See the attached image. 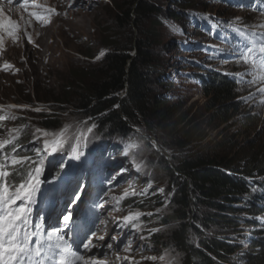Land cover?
<instances>
[{"label": "rangeland", "instance_id": "rangeland-1", "mask_svg": "<svg viewBox=\"0 0 264 264\" xmlns=\"http://www.w3.org/2000/svg\"><path fill=\"white\" fill-rule=\"evenodd\" d=\"M115 1L120 0H70L69 3L64 4L50 0H29L27 9H21L27 14V18H33L34 16L30 13L36 12L44 17L41 21L50 19L51 14L46 12L48 7L61 10V14L54 20L51 27L45 30L28 28L27 23L21 20L20 25L23 30L20 42L5 41L0 47V112L2 113L0 142L12 140V143L0 150V154L9 152L7 155H11L12 148L18 145L19 155L36 159L35 152L31 151L32 148H42L45 138L59 139L62 135L64 138L63 151L46 157L44 175L55 176L54 166L61 160L73 165L71 169L66 168V170L78 177L80 182L86 186L83 202L79 207L72 208L73 232H87V225L96 220L97 214H100V218L107 221L106 226L100 225V230L97 231V235H105V242L102 243L108 242V237L112 235H116L118 241L121 240L122 233L115 230L114 221L129 213L138 212L133 209V206H129V202L134 197L144 198L147 190H158L166 185L164 176L157 174V171H160L158 163L152 160L151 152L156 149L153 146L152 137L149 139L141 130H135L134 133L137 136L119 135L121 140L105 141L106 133L100 135L103 136L102 138L94 135L98 126L96 120H92L91 117L83 120L84 116L79 115L82 113L73 109L76 99L67 97L63 101L62 92H57L69 79L72 69L82 67L90 71L88 64L94 65L97 58L88 62L81 58L79 53L86 50L89 42L95 45L99 40L98 26L107 21L111 3ZM147 2L153 5L155 10L158 9V16L145 20L132 28V33L137 40L147 41L150 38L156 40L153 46L147 45L146 48L153 60L150 63V65L153 64L152 69H154L152 77L159 76L162 72V75L166 77L163 81L170 85L165 97L170 101L165 106L181 102L182 112H185L186 118L197 125L195 130L199 132V136L195 137L187 151L192 154L200 150L205 143L214 144L220 140H228L230 142L228 146L237 149L243 147L246 141H251L252 144L264 141V103L261 102L264 101V95L257 92L259 88L264 87V79H256L264 77V68L254 69L253 64L238 61L233 51L242 40L236 31L237 28L246 33H264V11L260 10L264 9V3H261V0H195V5L192 7H178V3L175 5L172 0H161L160 2L159 0H148ZM255 2L257 5L253 7ZM34 3L40 7H32ZM238 4L245 7H237ZM14 6L19 7L18 4ZM177 7L182 15L180 20L170 18L167 12ZM80 8L91 14L87 19L88 22L86 21L75 31L68 28L66 24L74 20L72 11ZM5 16L11 19L14 17L9 12H5ZM35 20L39 21L36 18ZM154 20L160 23L155 29L151 24ZM31 22L34 23V21ZM26 27L27 30L24 29ZM150 28H152L151 33L148 32ZM25 31L32 36L34 44L27 42L23 35ZM6 62L10 63L13 68L7 71L2 70ZM208 71L231 77L235 86V103L241 106L240 112L242 113L238 118L248 112L253 120L251 125L239 128L238 124L234 125L239 119L234 117L227 126L212 128L214 123L210 125L205 108L208 98L204 97L203 89L195 77L196 74ZM151 74L152 72L148 76L149 79ZM238 80L254 82L240 83L237 82ZM147 88L149 92L154 91L160 95L163 93L153 84L151 87L148 84ZM52 89L55 91L45 92ZM68 93L72 94V92ZM35 94H39V97L33 96ZM29 100H31V105L27 104ZM42 113H47L60 122L56 126H46L39 116ZM18 121L19 124H17ZM93 124L96 127L92 129V132H88ZM44 133L48 134L47 137ZM30 136L31 139L25 142L24 139ZM12 137L15 139L13 140ZM78 138H82L79 141V147L82 145L80 149L84 151V155L80 160L69 161V158L75 155L72 148L77 145ZM33 141L36 143L33 144ZM151 144L153 148L149 149ZM86 145L91 148V154L90 150H86ZM97 146L104 149L98 150ZM172 152L166 151L165 153L163 150L162 155L170 158V155L174 154ZM131 154L137 157L138 168L129 159ZM229 156L231 160L236 159L235 152ZM3 158H0V162H3ZM121 169L125 170L122 175L119 174ZM113 175H116V179L110 181L109 178ZM149 182H151V188H148ZM75 186V181L70 185L67 182L60 184L58 188H53L52 185L46 186L51 190L46 194L45 203L37 204V207L44 208V232L49 231L47 216L56 217L66 209ZM101 189L107 191L103 199L109 201L103 209L95 206L100 202L97 199V193L101 192ZM125 193L130 195L121 199L118 210H114L117 205L112 198L123 197ZM131 193H136V195H131ZM261 205L264 206V198ZM78 210L79 216L77 217ZM139 213L141 216L137 221L138 230L133 232L130 227L124 229V232L131 234L127 239L122 240L123 246H118L116 242H113L112 249L105 248L103 252L93 249L97 257H104L107 264H129V261L123 259L125 256L130 257L135 264H181L180 258L178 256L176 258L171 249L160 250L159 248L157 252L152 251L154 245L152 246L148 240V231L151 228L142 222L145 213ZM239 215L243 218L248 214L242 212ZM35 220L34 213V223ZM239 220L241 234L245 237L242 238L235 234L234 238H237L245 249L247 239L253 235L252 231L263 230L264 232V211L253 217V222L249 224L241 218ZM96 222L98 223V220ZM148 224L153 225L154 223L149 221ZM141 235L145 239L141 240L139 238ZM128 239L132 241L131 250L126 252L124 247L128 246ZM93 242L97 241L93 239ZM54 243L53 239L52 244ZM73 248L75 249V246ZM162 256L163 260L160 259ZM148 257L157 259L155 261L146 259ZM58 259L56 256L53 264H56ZM45 264L48 262L45 261Z\"/></svg>", "mask_w": 264, "mask_h": 264}, {"label": "trees", "instance_id": "trees-1", "mask_svg": "<svg viewBox=\"0 0 264 264\" xmlns=\"http://www.w3.org/2000/svg\"><path fill=\"white\" fill-rule=\"evenodd\" d=\"M147 1L111 3L107 21L98 26L99 40L95 45L89 42L86 50L79 53L88 62L97 58L94 65L88 64L90 71L82 67L72 69L69 79L57 92H62L63 101L67 97L76 99L73 109L82 113L79 115L84 116L83 120L90 117L96 120L98 126L94 135L106 133L105 141L121 140L119 135L137 136L134 133L137 129L145 137L154 139L156 149L151 152L152 160L160 167L157 174L165 178L164 192L150 189L144 198L134 197L129 202L135 211L145 213L142 217L145 226L158 229L148 236L154 245L153 252L159 248L171 249L181 264H264L263 230L252 231L245 249L234 238L235 234L245 237L241 234L239 218L249 224L253 217L264 211L261 205L264 198V141L253 144L246 141L237 149L230 148L228 140H220L214 144L205 143L195 153L187 151L199 136L195 130L197 125L186 118L181 102L165 106L170 101L165 99L170 85L163 81L166 77L162 72L152 77L154 69L150 63L153 60L146 48L153 46L156 40H137L132 33V28L158 16V9ZM172 1L175 5L178 3V7L195 5V0ZM178 7L167 10L170 18H182ZM151 24L155 29L160 23L154 20ZM151 31L152 28L148 29L149 33ZM195 77L204 97L208 98L205 108L210 125L214 123L212 128L227 126L234 117L239 119L234 124L239 128L252 124L248 112L238 118L242 113L241 106L235 103L231 77L214 71ZM148 84L162 90V95L149 92ZM27 104L31 105V100ZM39 116L46 126H56L60 122L47 113ZM30 139L31 136L24 141ZM97 149L104 148L97 146ZM86 150L91 154L88 145ZM163 150L174 154L165 157ZM233 152L235 160L229 158ZM8 153L0 154V158ZM129 159L138 168L137 157L131 154ZM17 170L21 174L12 172V175L18 183L23 179L25 169L18 167ZM53 170L55 174L59 172L58 167ZM242 212L248 215L242 218L239 215ZM149 221L154 224H148Z\"/></svg>", "mask_w": 264, "mask_h": 264}, {"label": "snow or ice", "instance_id": "snow-or-ice-1", "mask_svg": "<svg viewBox=\"0 0 264 264\" xmlns=\"http://www.w3.org/2000/svg\"><path fill=\"white\" fill-rule=\"evenodd\" d=\"M11 3L12 0H9ZM20 3V0H16ZM264 3V0H261ZM29 0H23L20 3V7L27 9ZM237 7H245L244 5L238 4ZM251 5H249L250 7ZM32 7L38 8L40 5L33 4ZM264 11V9H260ZM46 12L50 14L57 13V9L54 7H48ZM0 15H3V9H0ZM31 16H34L37 20H43L38 13L32 12ZM0 28L11 38L13 43H16L20 39L19 25L16 21L12 20L8 16H3L0 19ZM236 31L239 33L242 40L237 47L233 49L236 53L238 61L245 63H252L253 68H264V33H246L245 31L237 28ZM29 44H34L32 36L26 31L23 33ZM4 37L0 36V47H2ZM35 46V45H34ZM13 66L10 63H4L2 70L12 69ZM19 71V69H15ZM256 79H264V77H257ZM240 83H253L254 81H243L238 80ZM261 95H264V87L257 90ZM251 98V97H249ZM264 103V101H261ZM115 107H118L115 106ZM39 111V109H36ZM96 125L88 129V132H92V129ZM139 131V129H137ZM47 133L44 136L47 137ZM14 140L15 137H12ZM82 138H78L77 145L72 148V152L75 154L70 160H80L81 156L84 155V151L79 147V141ZM12 143V140H5L0 142V150L4 149L5 146ZM36 141H33L35 144ZM64 138L61 137L53 138L51 140L45 138L43 140V146L34 147L31 151L35 152L36 159L31 156H21L17 151L19 147L14 146L12 148L11 155H5L3 162H0V264H53L56 256H59L56 264H75V262H82V264H105L103 259H98L93 249H97L103 252V249H112L113 242H116L118 246L122 245V240L127 239L131 234L130 232H124L125 228H131V230L137 231V221L141 216V213H129L128 215L114 221V227L117 232L122 233L121 240H117L116 235L108 237V242H105V235H97V231L100 230V225L107 224L105 219L100 218V214H97L96 220H93L90 225H87V232L76 231L73 232L74 227V213L73 207H79L80 203L83 202V196L86 195V186L82 184L78 177L73 175L67 169H71L73 165L70 162L61 160L54 167L59 168V172L55 176H45V159L47 156H54L55 154L63 151ZM155 147V142H153ZM42 153L44 155H42ZM51 163V161H49ZM9 167L11 171H9ZM24 168L25 174L20 182H16L12 172H16V175L21 173L17 168ZM123 169L120 171V175L123 174ZM116 175H113L109 180H115ZM73 181L76 182V186L72 189L71 198L68 201L67 208L56 217L52 215L47 216V228L49 231L44 232L45 224L43 223L45 217L43 215L44 208L37 207V204L43 205L46 200V194L51 189L46 187L52 185L53 188H58L60 184L66 182L70 185ZM151 182L148 183V188H151ZM159 193H163L164 189L160 188L157 190ZM107 195V191L101 189V192L97 193V199L100 201L96 207L103 209L105 204L109 201L104 200L103 197ZM130 195L125 193L123 197L112 199L116 201L117 208L121 199ZM136 195V193H131ZM35 213V223L33 222V214ZM147 215L151 216V213ZM98 220V223L96 222ZM158 229L149 230L151 232L157 231ZM67 237V239H65ZM141 240L145 239L144 236L139 237ZM53 239L55 240L54 245L52 244ZM93 239L97 242L94 243ZM132 241L127 240V247H124V251H130ZM75 246V250L73 249ZM58 250V251H57ZM92 253L87 258L82 253ZM71 257L72 259H67ZM119 258V257H118ZM124 260L129 261V264H135L130 257H123ZM155 261L156 257H148ZM161 260L164 257H160Z\"/></svg>", "mask_w": 264, "mask_h": 264}, {"label": "bare ground", "instance_id": "bare-ground-1", "mask_svg": "<svg viewBox=\"0 0 264 264\" xmlns=\"http://www.w3.org/2000/svg\"><path fill=\"white\" fill-rule=\"evenodd\" d=\"M50 1H53V2L54 1H58V2H60L62 4H64V3H69L70 0H50ZM22 2H23V0H20V3H22ZM20 3H17L16 0H12L11 3L9 2V0H0V9H3V15H0V19H3V16H5V12H9L10 14H12L14 16L12 20L16 21L18 23V25H19L20 39H18L17 42H20V40H21V31L23 30V28L20 25V21L21 20H24L27 23L28 28H37L39 30H45L48 27H51V25L53 24L54 20L61 14V10L57 9V13L51 14L50 19L44 20V21H41V20L36 21L34 17L33 18H27L26 17L27 14H25L21 10L23 8L20 7ZM14 4H18L19 7H15ZM90 14L91 13L84 11L82 8H80L78 10H75V11H72V16L74 17V20H73V22L71 20L70 24H66L67 27L76 31L81 25L83 26L86 23V21H87V19H88ZM31 21H34V23H32ZM24 29L27 30V27L24 28ZM0 36L4 37V42L5 41H7V42L11 41V38L6 35V33L3 31L2 28H0ZM4 42H3V44H4ZM250 64H252V63H250ZM82 254L85 255L86 258L88 256L92 255V253H88V252H85V253H82ZM97 258L104 260V257H97ZM67 259H72V258L71 257H67ZM104 261H105V264H107L106 260H104ZM75 264H82V262H78L77 261V262H75Z\"/></svg>", "mask_w": 264, "mask_h": 264}]
</instances>
